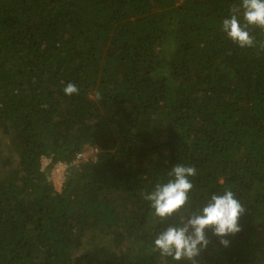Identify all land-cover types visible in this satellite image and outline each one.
Wrapping results in <instances>:
<instances>
[{"label":"trees","instance_id":"obj_1","mask_svg":"<svg viewBox=\"0 0 264 264\" xmlns=\"http://www.w3.org/2000/svg\"><path fill=\"white\" fill-rule=\"evenodd\" d=\"M240 4L0 0V264H188L152 250L176 218L142 196L177 164L193 210L225 190L246 208L198 264H264V31L227 37ZM91 148L61 191L41 171Z\"/></svg>","mask_w":264,"mask_h":264},{"label":"clouds","instance_id":"obj_2","mask_svg":"<svg viewBox=\"0 0 264 264\" xmlns=\"http://www.w3.org/2000/svg\"><path fill=\"white\" fill-rule=\"evenodd\" d=\"M250 28L264 31V0H241L239 6L232 7L230 18L222 21V31L241 49L255 47ZM63 91L68 96L78 95V88L73 83H68ZM95 98L101 99L100 93L97 92ZM167 175V182H157L150 193H142L152 214L160 221L176 218L175 224L157 234L152 250L177 262L198 264L197 258L210 244L208 231L222 247L228 248L229 237L242 231L239 221L246 212L234 192L225 190L223 194H212L202 206L193 210L190 193L194 185L190 178L197 175L196 168L177 164Z\"/></svg>","mask_w":264,"mask_h":264},{"label":"built area","instance_id":"obj_3","mask_svg":"<svg viewBox=\"0 0 264 264\" xmlns=\"http://www.w3.org/2000/svg\"><path fill=\"white\" fill-rule=\"evenodd\" d=\"M98 150L96 148H91L86 152H81L76 155V158L71 164L64 161L53 162L51 157H42L41 159V171L46 172L49 169V177L52 181L55 189L61 191L67 177V170L70 165H79L83 162L96 160V154Z\"/></svg>","mask_w":264,"mask_h":264},{"label":"rangeland","instance_id":"obj_4","mask_svg":"<svg viewBox=\"0 0 264 264\" xmlns=\"http://www.w3.org/2000/svg\"><path fill=\"white\" fill-rule=\"evenodd\" d=\"M6 141H4V143H5ZM0 143H2V142H0ZM4 145V144H3ZM6 143H5V146H0V150H6ZM7 153V150L5 151V153H3V154H6Z\"/></svg>","mask_w":264,"mask_h":264}]
</instances>
